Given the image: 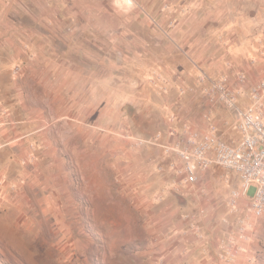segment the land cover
I'll return each mask as SVG.
<instances>
[{
  "label": "rangeland",
  "instance_id": "rangeland-1",
  "mask_svg": "<svg viewBox=\"0 0 264 264\" xmlns=\"http://www.w3.org/2000/svg\"><path fill=\"white\" fill-rule=\"evenodd\" d=\"M134 2L128 7L114 0L113 6L128 12L140 8ZM258 23L259 48L250 61L264 69V17ZM122 53L100 55L114 62L104 67L112 75L106 83L110 114L100 108L104 114L92 117L52 115L35 129L26 124L31 116L22 113L11 84H0V264H168L170 245L162 242L172 236L177 219H192L194 212L185 210L189 189L179 182L171 168L174 158L163 145L190 126L204 129V121L217 125L226 139L237 132L229 123L222 125L221 114L212 121L205 117L201 76L207 73L197 85L180 87L167 76L168 67L177 70L176 56L166 57L165 66L141 83L138 66L124 64ZM187 105L199 119H191L182 108ZM227 115L233 124L235 114ZM64 122L98 126L64 131ZM214 170L218 179L210 185L227 207L217 212L221 222L237 234L245 228L249 236L241 245L252 243L251 264H264V215L251 212L250 196L235 209L240 175L223 167ZM200 225L193 219L189 226ZM224 232L222 227L221 237H229Z\"/></svg>",
  "mask_w": 264,
  "mask_h": 264
},
{
  "label": "crops",
  "instance_id": "crops-1",
  "mask_svg": "<svg viewBox=\"0 0 264 264\" xmlns=\"http://www.w3.org/2000/svg\"><path fill=\"white\" fill-rule=\"evenodd\" d=\"M135 1L140 8L125 12L114 8V0H0V84L10 83L20 97L22 113L31 116L26 124L36 129L47 124L52 115L80 118L104 114L100 108L110 114L106 83L112 75L104 73V67H113L114 62L113 57L100 56L103 52L122 51L124 64L138 66L141 83L165 66L166 57L175 56L173 67L177 70L168 67L167 76L180 87L200 83L202 72L210 77L220 74L216 79H233L238 72H245L254 83L264 76V69L250 61L259 48L257 29L259 18L264 17V0ZM241 100L248 103L247 92ZM182 108L192 114L193 121L199 119L190 105ZM229 111L215 106L210 121L215 113L221 114L222 125L229 123L237 132L227 140L237 142L241 134L235 120L231 123ZM75 125L64 122L60 128L92 131L98 123ZM208 125L204 121L202 128ZM216 167L220 166L202 172L195 184H183L190 195L185 210L194 212V218L177 219L170 229L172 236L162 242L170 245L168 264L253 261L255 249L250 242H242L244 248L233 260L224 253L223 241L238 234L234 227L224 225L217 213L227 207L210 185L218 179ZM251 195H240L235 209L240 210L244 196L251 200ZM178 211H172L170 219ZM193 219L203 227L191 229ZM220 225L229 237H221Z\"/></svg>",
  "mask_w": 264,
  "mask_h": 264
},
{
  "label": "built area",
  "instance_id": "built-area-1",
  "mask_svg": "<svg viewBox=\"0 0 264 264\" xmlns=\"http://www.w3.org/2000/svg\"><path fill=\"white\" fill-rule=\"evenodd\" d=\"M131 7L134 0H122ZM203 74V73H202ZM203 94L206 98L205 117L211 119L212 109L221 105L235 114V127L241 139L232 142L224 138L217 125L210 123L206 129L190 126L177 134L164 148L173 156L171 168L182 184H195L202 172L220 166L237 172L242 179V188L232 198L235 206L240 195L252 193L251 212L255 216L264 215V79L250 84L248 76L238 72L233 79H213L207 74L201 76ZM248 93V103L241 97ZM245 228H241L235 239L223 241L224 253L234 259L241 240L248 238Z\"/></svg>",
  "mask_w": 264,
  "mask_h": 264
}]
</instances>
